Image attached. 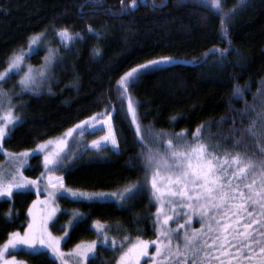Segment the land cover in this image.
<instances>
[{
	"label": "trees",
	"instance_id": "16d2710c",
	"mask_svg": "<svg viewBox=\"0 0 264 264\" xmlns=\"http://www.w3.org/2000/svg\"><path fill=\"white\" fill-rule=\"evenodd\" d=\"M223 2L226 11L237 9L226 23V34L220 18L206 7L208 0H137L136 8L131 0H0V73L14 54L28 48L29 38L40 33L52 39L62 59L50 93L26 92L17 98L16 114L22 122L6 138L5 150L13 154L34 150L63 137L80 121L88 120L90 125L110 116L118 146V150L80 149L81 134L76 130L64 149L72 155L62 170L48 172L44 165V156L52 148L32 157L24 175L37 183L27 192L0 201V245L10 233L25 231L29 210L34 201L42 202L44 179L50 175L62 177L66 189L90 193H118L144 185L123 205L60 198L61 213L52 231L61 235V229L69 221L73 223L65 251L82 242H97L95 221L120 231L115 240L120 245L97 246L95 264H116L121 246L136 237L157 240V206L144 184L142 151L155 150L157 139L176 143L175 134L192 133L199 125H211L205 129L211 135L228 133L234 126L242 128L247 120L239 113L245 109V102L264 105V95L258 93L264 87V0ZM62 29L71 34L63 44L58 35ZM95 49H99L98 55H94ZM224 49L227 53L219 55ZM214 51L217 54L213 55ZM161 57H170L171 63L147 71L128 89L136 105L140 136L145 137L146 148L142 149L136 125L127 112V100L122 106L118 98L117 82L132 67ZM32 60L41 63L38 58ZM236 84L245 89L243 99L233 96ZM93 116L96 119L89 120ZM102 135V131L83 132L88 142ZM159 150L163 152V146ZM178 211L183 215L191 210ZM176 219L179 216L173 215L168 227L175 229ZM180 222L189 231L200 228L195 214L190 221ZM125 235L128 241L123 239ZM155 247L149 246V254L141 257L140 264H153ZM17 258L24 264H59L47 251L24 252Z\"/></svg>",
	"mask_w": 264,
	"mask_h": 264
},
{
	"label": "snow or ice",
	"instance_id": "6c2138e0",
	"mask_svg": "<svg viewBox=\"0 0 264 264\" xmlns=\"http://www.w3.org/2000/svg\"><path fill=\"white\" fill-rule=\"evenodd\" d=\"M121 2L123 3V0ZM239 3L244 4L245 0H239ZM131 5L136 8L137 0H131ZM153 6L155 7V4ZM206 7L209 11L214 10L213 14L220 18L221 28L226 34V23L235 15L237 9L226 11L223 0H208ZM58 35L62 44L71 38L67 29L60 30ZM42 36L43 33H40L29 38V50ZM227 51L221 50L219 55L224 56ZM50 53L54 56L52 50ZM98 54L99 49H95L94 55ZM212 54L217 53L214 51ZM24 59L23 50L14 54L9 63L10 71L0 73V83L10 80L13 73H19ZM170 63V57L148 60L124 72L117 82L118 98L122 106L124 100H127V112L131 114L132 123L136 125L137 136H140L141 125L136 105L128 89L147 71L159 70L160 65ZM48 79L50 75L44 66L36 70L28 66L19 81V87L21 92L38 93L39 85ZM244 91L245 89L236 84L233 96L243 99ZM258 93L264 95V87L258 90ZM13 95L15 93L9 95L0 87V109L7 103V109L0 111V149L10 131L9 125L15 126L18 120L12 111ZM239 114L247 120L242 128L234 126L228 133L211 135L210 131H205L206 127L210 129L211 125H199L192 133L175 134L176 143H173L172 139H157L155 150L147 148L142 151V170L146 173L144 184L148 186L157 206L154 221L157 240L147 241L136 237L135 241H129L126 246L122 245L116 264H140L141 257L149 254L148 248L151 244L156 245L153 253L156 259L153 264H264V105L257 107L255 103L249 105L245 102V109ZM93 119L96 117H89V120ZM104 123H107V120ZM223 123L222 120L216 127H221ZM233 124L235 125L234 118ZM88 126V120L80 121L68 129L60 140L46 142L48 145L54 143L51 151L44 156V165L48 172L63 169L72 155L64 153V149L68 147V138L72 137L76 130H80L82 135ZM144 140L145 137L140 136L142 149L146 148ZM101 141L117 144L111 126L107 135L91 143L99 149ZM45 146L41 144L38 147L43 151ZM161 146L163 152L159 150ZM26 155L20 153L13 158L19 160L22 165ZM17 174L22 176V173H19V165L10 172L0 168V196L11 197L14 189L19 191L37 183L27 177L17 180ZM49 183L54 189L63 188L62 178L58 177L55 183ZM143 187L144 185L133 186L124 192H113L109 195L117 200H129L135 198ZM64 192L73 197L85 196L84 193H76L66 188ZM64 192L60 195L63 196ZM49 196L55 200L56 193L50 192ZM33 203L35 205L36 202ZM165 207L168 211L164 210ZM185 208L191 211L180 215L178 210ZM29 212L31 214L32 210ZM54 214L55 208H52L47 218L41 219L38 226L34 217V223L29 225L23 235L19 232L10 233L6 242L0 245V264H21L12 254L21 245L31 248V254H40L37 246H43L50 249L52 254L61 260V264H68L66 254L59 248L60 238L54 237L47 228V220ZM192 214L199 217L200 228L189 231L180 221H190ZM173 215L179 216V219L175 220V229L168 227ZM100 223L94 222L98 235L103 243L107 244L108 232L100 228ZM71 224L69 221V225ZM180 229L185 230L181 232ZM61 230L64 235L68 234L66 229ZM123 239L129 240L127 235ZM111 243L115 246V238ZM67 255L75 257L77 264H95L96 242L77 244L75 250Z\"/></svg>",
	"mask_w": 264,
	"mask_h": 264
},
{
	"label": "rangeland",
	"instance_id": "374dc122",
	"mask_svg": "<svg viewBox=\"0 0 264 264\" xmlns=\"http://www.w3.org/2000/svg\"><path fill=\"white\" fill-rule=\"evenodd\" d=\"M66 41L67 40H65L64 42H66ZM50 50H52V53H54V56L51 55ZM39 53H41V55ZM23 54H24L25 59H24V63L21 65V71L19 73H13L12 78L10 80L0 83V87H3V89L9 95H12L13 93H15V95H13V98H12V105L14 106L12 111H13V114L18 118L15 126L9 125L10 131H9L8 135L5 137L4 141L2 142L3 146H2V149H0V168L5 169L6 172H10V171H14L16 169V167L19 165V173H22V176L17 174L16 175L17 180H21V179H23V177H25L24 171L27 168V166L29 165V161L32 157H34L36 155H42V154L44 155L47 150L54 147V143L51 145H48L45 142L43 144H45L46 146H45L43 151H41L40 148L37 147L34 150L23 152V153H26L27 155L23 158V164L22 165H20L19 160H16L13 158V157L18 156L19 154L9 153L5 150L4 142H5L6 138L10 135L12 130L22 122V118L21 117L19 118L18 117L19 115L16 114L17 98L22 93H26L27 91L21 92L20 87H19V81L23 75V72L27 69L28 66H31L33 68V70L39 69L41 66H44L49 72L50 79L46 80L44 83L39 85L38 93L37 92H28V93L36 94V95L48 94L51 92L49 89H51V85L54 81L55 69L62 62V59L60 58V55H59L57 49L53 45L52 39H50L47 36H42L41 39L36 44L31 45V50H29V46H28V48L26 50H23ZM33 58H38L41 63L37 64L34 60H32ZM46 58H48V59H46ZM10 61H11V59L9 60V63H10ZM9 63H8L7 69L4 72L10 71L9 70ZM4 72H2V73H4ZM14 76L17 79H13ZM6 109H7V103H5L3 109H0V111H4ZM105 120H107V123H104ZM109 126H111L113 133H114L111 116L109 118L101 119V120H98V121L91 123L86 128V133L92 134L95 132L102 131L103 135L101 137H103V136L108 134ZM114 136H115V134H114ZM61 138L62 137H60L58 139H53L52 141L55 142V141L60 140ZM100 138H98L97 140H100ZM78 143H79V148L80 149L82 148L83 150L84 149H91V150L97 151V150H100L102 148H107V147H109L113 150H118L117 144L113 145V144H111L110 141L109 142L101 141V148L97 149L96 147H94L92 145L91 141L90 142L87 141V138L84 137L83 134L79 136ZM5 153H7V155H5ZM58 177L62 178V177L57 176V175H50L44 179V198H43L42 202H37L35 205H33V207L31 208V210H32L31 214L29 212L30 222H29L27 228L25 229V231L19 232V233H21V235H23L28 230L29 225L34 223V217H35V224L38 226L41 219L47 218L49 211L52 208H55L54 216H52L51 219L47 220V228L49 231L52 232V235L54 237L60 238L59 248L61 251H63L66 254L65 259L68 260V264H77V259L75 257H71V256L67 255L68 253L73 252L75 249H73L72 251H65L63 248L64 243L68 238L70 229L73 226V223L71 225L68 224L66 226L65 229L67 230V233H68L67 235H64V233L61 235H55L52 231V225H53L54 221L57 219L58 215L61 213V208H60L59 203H58L59 199L60 198H66V199H69L72 201H82V202H114L118 205H123L125 200H117L115 197H112L111 195H109L110 193H90V192L71 190V191L76 192V193H84L85 194V196H83V197H73L68 192H64L65 186H64L63 179H62L63 188L57 187L54 189L51 187V184L49 183V181H51V183H55ZM30 189H31V185H28L26 188L19 190V191L14 189L11 197L0 196V201L10 200V199H12L14 194L27 192ZM45 189H46V191H45ZM124 191H122V192H124ZM50 192L56 193L55 200H53L49 196ZM61 192H64L63 196L60 195ZM98 194H103V195H98ZM88 197H91V199H88ZM166 208L167 207H165V209ZM166 211H168V209ZM100 228L107 230L108 236H109V243H111V240L113 238H115V240L117 239L116 237L119 238L120 231L118 229H116L115 227H108V226L100 224ZM93 229L97 233V229H96L95 225L93 226ZM87 243H90V242H87ZM102 243H103V241L99 236V240L96 242V249H97V246L102 245ZM116 244L120 245V243H117V242H116ZM103 245H106V244L103 243ZM37 248L39 249V253H41L43 251L49 252L53 257H55V259L59 262V264H61V260L58 259L56 256H54L50 249H47V248H45L43 246H39V245L37 246ZM24 252L32 253L33 250L27 246L21 245L12 254L15 255L17 261H19L17 258L18 255L21 253H24ZM19 262H21V261H19ZM21 264H24V263L21 262Z\"/></svg>",
	"mask_w": 264,
	"mask_h": 264
}]
</instances>
